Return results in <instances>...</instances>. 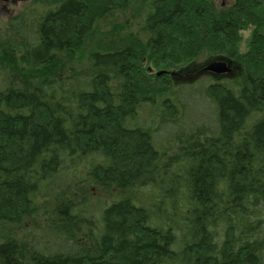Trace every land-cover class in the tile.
I'll list each match as a JSON object with an SVG mask.
<instances>
[{
  "label": "trees",
  "instance_id": "trees-1",
  "mask_svg": "<svg viewBox=\"0 0 264 264\" xmlns=\"http://www.w3.org/2000/svg\"><path fill=\"white\" fill-rule=\"evenodd\" d=\"M43 1L8 18L13 44L0 37V225L25 226L0 232V264H264V0L220 14L211 0H144L70 74L64 60L138 0ZM251 26L240 87L172 89L183 55L240 60ZM189 89L212 119L189 113ZM144 105L158 112L149 122Z\"/></svg>",
  "mask_w": 264,
  "mask_h": 264
},
{
  "label": "rangeland",
  "instance_id": "rangeland-1",
  "mask_svg": "<svg viewBox=\"0 0 264 264\" xmlns=\"http://www.w3.org/2000/svg\"><path fill=\"white\" fill-rule=\"evenodd\" d=\"M28 1L20 2L16 5L9 6L10 10L7 11L4 9V1L0 0V37L3 39V41L9 44H13L14 42L12 39V34L8 26V18L12 15H16L20 13L21 8L26 6ZM215 6L217 13L220 14V11H223V9H227L233 4V0H211ZM44 6H46L45 0L43 1ZM144 7V0H138L131 4V8L123 13H118L114 11V15L110 16V14L105 17L102 21H100L99 26L100 30L97 34L98 36L93 38H88L79 49L76 50V54L73 60H64V66L66 69V72H72V70H82L87 69V55L91 51L92 42L96 39H100V37H107L109 35V32L111 31V27L108 28L110 25L115 23L118 28L121 27V29H126L124 26L128 23V21L135 24V20L133 19L134 16L138 17L140 16L142 10ZM188 21H192V18H188ZM254 27H246L244 30H241V41L239 45L241 61L237 58H230L224 54H217V55H208V58L205 60H200L198 55H183L182 58H185L182 62V64H178L176 68L173 69H164V68H158L156 69L152 64H149L148 61H143L142 56L138 57L137 63L140 68H144V70L147 71L149 67V70L154 71L155 73L161 72L163 70H167L169 73V77L172 80L173 88L176 89L178 86L184 84V83H190L191 85H194L198 81H205V84H212V83H219L226 80H229L230 82H233L236 87H240L243 84V77H244V64L246 63V59L248 56L252 55L250 53L251 48V38H252V30ZM122 36L125 35V31L123 30L121 32ZM10 40V41H9ZM7 44V45H8ZM18 58H21V54L19 51H17ZM192 56V57H191ZM18 65L20 68L23 67V61L21 59L18 60ZM224 62L227 66V71L224 73H216V72H210L206 71V67L213 64L214 62ZM184 63V64H183ZM136 64V63H134ZM141 64V65H140ZM153 68V69H152ZM70 74V73H69ZM139 82V81H137ZM169 91V92H168ZM171 91V88H166L164 92H166L163 95H158V100L161 99L164 95L169 94ZM194 94V96H193ZM184 99L188 103V109L190 114H197L200 111H203V113H206L207 116L210 117L213 114V108L210 104L207 103V101L202 97L201 93L199 91L189 89L186 90ZM158 112L156 111V108L151 107V105H144L140 108V116L141 119L147 120L148 122L151 120L152 117H155ZM177 143H172L170 145V150L167 155L174 154L177 151ZM176 154V153H175ZM174 181L171 177H164V188L165 189H173L174 188ZM100 196L103 199L110 200L115 197L114 194H111V192L107 191H101L99 192ZM50 209L47 205H41L40 208L37 210L35 217L37 218L38 222H46L49 220L51 214L49 213ZM25 227L22 225H11V224H2L0 225V232L2 233H14L17 234L21 232L22 228Z\"/></svg>",
  "mask_w": 264,
  "mask_h": 264
},
{
  "label": "water",
  "instance_id": "water-1",
  "mask_svg": "<svg viewBox=\"0 0 264 264\" xmlns=\"http://www.w3.org/2000/svg\"><path fill=\"white\" fill-rule=\"evenodd\" d=\"M206 71H210V72H216V73H224L227 71V66L224 62H217V63H213L209 66L206 67ZM163 73V71L158 72L157 75H161Z\"/></svg>",
  "mask_w": 264,
  "mask_h": 264
},
{
  "label": "flooded vegetation",
  "instance_id": "flooded-vegetation-1",
  "mask_svg": "<svg viewBox=\"0 0 264 264\" xmlns=\"http://www.w3.org/2000/svg\"><path fill=\"white\" fill-rule=\"evenodd\" d=\"M3 1H4V9L9 11L10 10L9 6L16 5V4L20 3V2H23V5H24V1H28V0H3ZM29 2H27V3H29ZM21 10H22V8H21Z\"/></svg>",
  "mask_w": 264,
  "mask_h": 264
},
{
  "label": "bare ground",
  "instance_id": "bare-ground-1",
  "mask_svg": "<svg viewBox=\"0 0 264 264\" xmlns=\"http://www.w3.org/2000/svg\"><path fill=\"white\" fill-rule=\"evenodd\" d=\"M218 62H221V61H218ZM214 63H217V62H214ZM222 63V62H221Z\"/></svg>",
  "mask_w": 264,
  "mask_h": 264
}]
</instances>
